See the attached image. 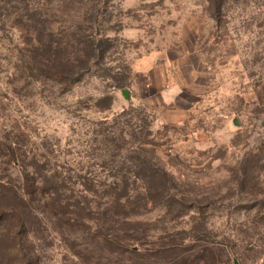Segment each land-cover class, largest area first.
<instances>
[{"label": "rangeland", "instance_id": "1", "mask_svg": "<svg viewBox=\"0 0 264 264\" xmlns=\"http://www.w3.org/2000/svg\"><path fill=\"white\" fill-rule=\"evenodd\" d=\"M81 37L105 54L79 80L39 75L44 44L84 57ZM24 169L92 206L72 240L70 211L35 193L38 264H264V0L0 1V181L26 187ZM123 175L134 202L101 218Z\"/></svg>", "mask_w": 264, "mask_h": 264}, {"label": "trees", "instance_id": "2", "mask_svg": "<svg viewBox=\"0 0 264 264\" xmlns=\"http://www.w3.org/2000/svg\"><path fill=\"white\" fill-rule=\"evenodd\" d=\"M4 1V0H0ZM8 1V0H5ZM46 51L49 56H46L44 60L41 61L40 65V74L41 76H47L51 79H54L57 82H66V87L71 86L75 81L79 80V78L83 75V70H88L91 65L99 59L100 56L105 54V49L100 47V44H95L89 38L79 39L77 50L84 56H67V47L66 44L62 41L52 40L44 44ZM43 65V66H42ZM37 67L33 69L36 72ZM123 83V82H121ZM149 132V131H148ZM150 143L149 139H144L143 144ZM16 141L6 142L4 141L3 147L6 149L5 156L8 158V162L19 166V147L16 146ZM141 144L138 148L146 151L145 145ZM122 146L118 147L114 154L120 156L121 159L128 160L131 158L133 160L132 155L129 156V152H125L123 155L121 154V150H123ZM36 159H33V163H31L32 168L33 165L36 164ZM147 161V160H146ZM138 166L141 164L143 167L146 163L144 160H140L139 162H133ZM149 165H153L151 162H147ZM143 164V165H142ZM132 176L134 180L139 178H146L147 180H151L153 182H157L159 179V175L165 174L166 170L163 167L158 166L152 167L150 172L142 170H138L137 168L131 167ZM24 176L26 177L24 184L26 187H21L14 185L10 180L1 182L0 181V264H38L37 261V243L35 239L31 235V225L34 223V218L36 213L33 208H31L32 202L35 200V193L38 191H42V189L49 190L44 185L47 181L51 183V185H55L53 183V178L56 177V173L47 170L46 173L37 176L36 172L33 170L29 171L24 169ZM59 176V175H58ZM79 177V181L85 187L89 185H96L95 179H91L88 176L83 175L82 173H77ZM114 176H118L114 174ZM129 176L123 175L121 177V182L124 184L119 186L118 180L114 179L111 183V189H108L114 192V198L111 203L107 205V207L101 211V218L108 217L110 214L118 213L120 208H128L131 203L134 202V197H131L129 194V190L127 185H129ZM64 180V179H61ZM164 183V182H163ZM162 185V182L159 183ZM150 186L147 185V188ZM89 187L88 190H90ZM148 188V189H149ZM147 189V190H148ZM146 190V193H147ZM50 191V192H49ZM47 195L48 202L52 201L53 207L55 204H58L59 210L55 208V214L58 216L62 214L63 216L68 215L63 219L60 217V220L65 224H70V226H74L68 232V235L71 236L72 240H75L72 234H76L75 226L79 224H84L85 217L84 213L91 214L92 206L85 205L79 201L75 203H67L63 201L62 196L60 195L58 189H55L57 192L56 196L52 194L53 191L49 190ZM141 197V196H140ZM144 198V204L147 205L149 201V197L146 194L142 196ZM146 199V200H145ZM113 207V210L111 208ZM70 211V212H69ZM67 212H69L67 214ZM128 214V213H126ZM37 216V215H36ZM109 218V217H108ZM116 221V216L112 217ZM33 231V229H32ZM95 236L99 234L95 233ZM115 242V241H113ZM116 245H118V242ZM73 246V245H72ZM79 246V242H75L73 246L74 252L76 254H80L81 249H77ZM120 247L121 244H120ZM81 248V247H80ZM128 252H137L134 247H127Z\"/></svg>", "mask_w": 264, "mask_h": 264}]
</instances>
